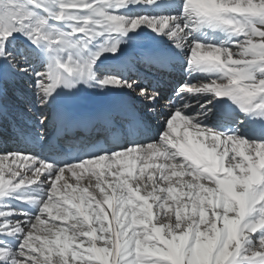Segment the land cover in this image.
<instances>
[{
  "label": "snow or ice",
  "instance_id": "snow-or-ice-1",
  "mask_svg": "<svg viewBox=\"0 0 264 264\" xmlns=\"http://www.w3.org/2000/svg\"><path fill=\"white\" fill-rule=\"evenodd\" d=\"M0 264H264V0H0Z\"/></svg>",
  "mask_w": 264,
  "mask_h": 264
},
{
  "label": "bare ground",
  "instance_id": "bare-ground-1",
  "mask_svg": "<svg viewBox=\"0 0 264 264\" xmlns=\"http://www.w3.org/2000/svg\"><path fill=\"white\" fill-rule=\"evenodd\" d=\"M132 11L133 12L144 13V12H151L152 10L151 9H148V8H145L144 6H136L135 8L132 9ZM157 42H159V41H157ZM161 104L162 105H166L167 102L166 101H164V102L161 101Z\"/></svg>",
  "mask_w": 264,
  "mask_h": 264
}]
</instances>
